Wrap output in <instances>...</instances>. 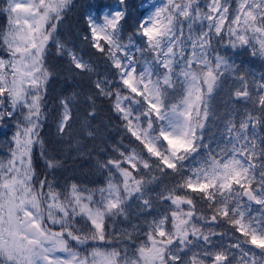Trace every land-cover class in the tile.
I'll use <instances>...</instances> for the list:
<instances>
[{
    "label": "snow or ice",
    "instance_id": "1",
    "mask_svg": "<svg viewBox=\"0 0 264 264\" xmlns=\"http://www.w3.org/2000/svg\"><path fill=\"white\" fill-rule=\"evenodd\" d=\"M21 4L40 13L41 28L47 34L38 47L32 46V51L37 55L46 53L49 45L59 43L66 30L63 18L70 7L69 0H58L55 6L51 0H0V20L4 21L0 45L6 51L13 43L9 33ZM150 6L152 11L129 33L135 0H97L95 5L88 4L81 37L92 55L106 61L108 69L118 77L116 83L124 90V103L117 102L114 108L128 125L129 136L144 153L163 165L159 177L145 172L143 178L160 183L165 176L181 175V182L174 187L163 185V194L156 201L150 197L139 201L147 215L142 225L133 226L143 236L132 249L133 255L140 264H146L144 250L159 247L163 252L159 264H264V245L253 243L257 238L264 241V73L259 79L251 73H233L232 79L238 84L229 89L230 101L248 104L254 99L257 111L246 112L239 120L232 115L223 120L221 135L228 139L222 145L218 143L214 151L204 143L205 129L216 125L209 124L210 113L203 101L204 94L215 89L218 77L196 59L214 40L223 44L225 39L232 47H251V55L256 56L258 49H264V0H207L203 7L200 0H153ZM50 20L55 23H47ZM137 38L142 44L136 43ZM14 54L8 51L9 62ZM177 54L185 69L191 64L194 78L200 79L203 74L194 99L186 100L193 91L188 88L185 92L182 81H177L182 86L180 91L175 83L169 87L168 73ZM3 60L0 57V62ZM69 61L77 73L87 71L82 57L73 53ZM133 81L139 82L134 85ZM69 103L65 100L64 105ZM133 105L142 106V110L137 113ZM13 115L9 113L7 118ZM137 117L142 133L132 126ZM70 119L71 116L64 117ZM170 136L191 141L188 149L183 154L173 153ZM153 139L155 144L151 143ZM160 145H165L167 151L162 153ZM150 148L156 149L155 154ZM201 148H207V152L198 158V166L183 168L188 151L195 153ZM5 150L11 163L15 149L8 146ZM125 158L126 178L138 172L139 167L127 159V154ZM5 176L0 180V189L8 196L7 200L0 199V258L6 264H98L100 255L114 257V247L102 251L98 243L108 242L99 222L105 218L103 211L93 213L89 204H83L79 215L90 227L82 232L71 223L73 213L55 203L57 191L49 189L47 198L53 203L47 212H42L30 188L21 196H11L9 184L14 177L7 171ZM157 203L162 207L157 209ZM253 205L259 211L250 215ZM105 207L119 212L124 205L109 200L101 205ZM180 225H184L183 236L179 234ZM218 225H226L231 231L223 244L227 233ZM125 235L131 236L126 231ZM89 236L94 239L89 241ZM127 251L125 247L126 259Z\"/></svg>",
    "mask_w": 264,
    "mask_h": 264
},
{
    "label": "trees",
    "instance_id": "2",
    "mask_svg": "<svg viewBox=\"0 0 264 264\" xmlns=\"http://www.w3.org/2000/svg\"><path fill=\"white\" fill-rule=\"evenodd\" d=\"M93 1L85 0L87 4H92ZM141 4V2L135 0V7L131 9L132 19L130 20L131 27L128 28L129 33L136 28L138 20L142 15ZM54 23L55 21L51 24ZM3 28L4 21L0 20V30H3ZM16 36V29L12 27L9 39L13 40ZM62 41L65 40L62 39ZM77 44L76 51L89 61L86 68L87 71L80 73L73 72L69 59L64 58L62 61L64 66L61 69L62 75L56 86L55 94L63 95L64 98L66 97L65 100L70 102L68 106L70 108L71 119L66 123L68 125L65 129L66 135L64 137L66 143L62 147L64 148L66 158H69V154H71L78 157V162L75 165L65 166L61 163L60 159L53 158L52 167L59 169L57 179L61 190L65 188V185L73 177L77 180L76 189H71L69 194L71 202L65 199L62 191H57L58 195L55 203L71 211L73 213L71 220L73 227L84 232L90 226L80 218V215H75V213L79 214L80 207L83 204L90 205L92 198L97 197L98 192L106 187L108 182L113 180V174L115 173V169H113L114 165L120 162V164L124 165L122 153L134 150L142 158H145L147 153L142 152V146L134 142L129 136L127 131L128 125L125 124L124 119L118 115V111L114 108V95L120 94V91L123 90L116 83L118 78L113 79L112 71L108 69L106 61H102L98 56L88 55L87 42L81 43L80 40H77ZM8 51L13 52V47L10 46L6 51L0 45V57H6ZM1 54L5 56H1ZM235 59L243 69L247 70L248 68L259 75L264 73V63L252 57L246 51H238ZM16 80V84L10 82L12 87L9 86L8 89L7 87L3 88L0 83V104H2L0 105V180L6 179V171L14 177V180L9 184L10 194L13 197L23 195L25 189H31L32 169L37 163V154L41 157L45 154L41 138L42 122L46 119L42 104L43 88L41 90L42 94L36 96V91H25L22 89L24 88L23 82L18 78ZM17 93L19 96H27L28 98L35 97L36 105L34 106L33 113H30V109L20 99H11ZM225 95L227 96L226 88L217 101L216 110L221 122L223 118L221 104ZM9 113H14L12 119L7 118ZM240 113L237 115H240ZM29 114L32 115L29 117ZM210 121L211 125L214 123L217 127L219 126L218 120L213 122L210 119ZM18 124L19 127H17ZM211 129L215 130V127L210 126L209 130L211 131ZM13 136H15V142H13ZM204 143L208 147L212 145L207 140H204ZM8 146H12L15 149V156L11 163L6 159L9 153L5 149ZM205 151L201 150L199 156H203ZM85 157H88V159H84ZM151 160V175L155 176L153 175L155 172L159 177L163 171V165L154 158H151ZM79 161H83V167ZM109 161H113L115 164H110ZM105 165L108 166L107 169H105ZM144 173L143 169L138 173L136 172L135 175L140 177ZM176 178L181 180V175L165 176L160 183H155V186L158 189H162L163 185H167L170 188L174 187L179 182ZM146 182H148V179ZM73 191H75L76 195H73ZM77 197L79 198V202H77ZM0 199H8L3 189H0ZM52 203V201L48 200V204L44 205L41 211L47 212L49 205ZM203 210L205 212L208 211L206 207H203ZM112 220L113 217L106 216L103 222V233H110L111 235H107V243L103 241L98 242L102 245V251L113 247L123 249L124 244H127V246L130 244L125 240L113 238L110 230ZM228 231L230 230L228 229ZM88 240L92 241L93 239L89 236ZM131 249L132 247L129 246V251ZM84 252L85 250L81 249V254H84ZM102 261L103 259L100 255L98 257V264H101Z\"/></svg>",
    "mask_w": 264,
    "mask_h": 264
},
{
    "label": "rangeland",
    "instance_id": "3",
    "mask_svg": "<svg viewBox=\"0 0 264 264\" xmlns=\"http://www.w3.org/2000/svg\"><path fill=\"white\" fill-rule=\"evenodd\" d=\"M34 3L40 2V0H33ZM44 3H48V0H43ZM58 2V0H51V4L55 6V4ZM106 2V0H105ZM138 2H141V10L142 15L138 20V23L145 19L146 16L152 11V7L150 6L153 3V0H138ZM160 0H155V3H159ZM207 2V0H200L201 7ZM97 3V0H94L92 2L93 5ZM17 17L14 19L13 22V28L16 29L17 36L13 38V43L11 46L13 47V52L15 53L12 56L11 62L7 60V56L3 57V62H0V83L2 84V87L5 88L10 85V82H13L16 84V78H18L21 82H23L25 91L34 90L36 91V96H39L41 93L42 88L44 89V82L46 79L45 73H46V61L50 57H46V53L50 49H56L58 48L60 54L63 56V58L69 59V57L74 53L78 58L82 57L83 61L85 63V68L88 67L89 61H87L82 54H80L78 51H76V47L67 44L65 41H62V38L59 39V43L56 45H49L47 48L46 53L35 55L33 53H29L27 55L23 54V51L25 49H30L33 45L39 46V41L43 38V35L47 34L43 31L41 28V21H40V13L36 10L34 7L26 6L24 4L18 5L17 7ZM53 21H48L47 23H52ZM135 27V26H133ZM197 30H199V25H197ZM126 38V35H125ZM64 42V44H63ZM213 42H216L214 40ZM137 44H142V41L137 38L136 40ZM224 43H227V40L225 39ZM222 46V44H221ZM179 51V49H178ZM1 56H5L2 55ZM177 60H181V57L177 55ZM182 62V60H181ZM127 67V65H125ZM44 67V68H43ZM247 72L251 74H255L257 79H259V75L256 72H253L252 70L247 68ZM137 81H133V84L135 85ZM238 84V81H234L232 77L227 78L224 81L223 91L226 88L227 89V96L225 95L222 99V110H223V118L222 122L219 119L217 122L219 124L218 128L215 127V130L211 129L210 127L206 128L204 131L205 140L211 142L210 148H212L214 151L217 149V144H224L227 142L228 137L226 135H221V132L223 131V120L227 119L229 115L235 116L238 120L240 118H243L245 115L246 109H252L254 107V99L252 102L248 104H244L243 102H236L232 103L229 98V89L236 86ZM65 85V84H63ZM12 87V86H11ZM64 87V86H61ZM26 92V93H27ZM11 99H20L22 103L25 104L30 109V113L34 112V106L36 105V99L35 97L28 98L27 96H19L17 93L14 95ZM66 99V97H65ZM114 105L115 103L119 102L121 104L124 103V96H123V90L120 91V94L114 95ZM2 105V104H0ZM133 107H136L137 113H139L142 110V106H136L133 105ZM118 111V110H117ZM242 112L243 114L237 115L239 112ZM37 112V111H35ZM32 114H29V117ZM70 116V108L68 105H64L62 117ZM211 119V118H210ZM67 120H62V123H66ZM209 120V124H210ZM159 123V122H157ZM141 120L139 117H137L133 122V127L136 128L140 133L143 132V129L140 127ZM211 125V124H210ZM215 132V133H214ZM216 137V138H215ZM181 141L185 147L177 148L176 153L177 154H183L185 152V148L188 146L187 140H181L175 136L169 137V144L172 143V141ZM151 143L155 144L156 140L153 139ZM198 146H200L198 144ZM159 150L163 153L166 152V149L164 146L160 145ZM201 150H206V148H201ZM125 154H127V159L131 162L135 163L139 167V171L143 170L141 165L138 163L139 160L143 159L140 157V155L132 151H125L122 153L124 165L117 163L114 165L113 169H115V173L113 174V180L108 182L107 186L104 187L101 191L98 192L97 197H93L90 201V206L92 209V212L95 213L97 211H103L104 216L113 217L112 224H111V232L113 237L119 240H125L128 242L129 246L132 247V249L136 246V243H138L140 240L143 239L142 234H138V229L134 231L133 226L134 225H142L144 223L146 213L142 212V206L140 205L139 201L141 199H137L136 196L138 194H132L131 190L135 188L136 186V173L134 175H130L128 177L123 176V172L128 170V163L126 162ZM205 155V154H204ZM201 157L198 156L195 159H192L190 157H187L183 163V168H189V167H195L198 166L196 163L198 161V158ZM243 160V158L241 157ZM171 161H169L170 163ZM244 165L246 166L247 162L243 161ZM137 172V173H138ZM156 177H158V174L154 172ZM177 181H179L177 184L181 182L179 178H176ZM164 189H158L155 186V183H150L149 180L146 182V187L144 191V198H151L153 201L157 200V197L159 194H163ZM114 201L119 204L124 205L123 208L120 209L119 215L112 216L109 215V213H115L112 210L105 208H101V205H104L107 201ZM131 200L132 202L129 203L128 201ZM93 202V203H92ZM92 203V204H91ZM157 209L162 207L159 203L155 205ZM259 211L255 207H253V212L250 213V215H255V213ZM104 219H101L99 222L103 225ZM199 223V222H198ZM219 227H223L227 235L224 237V240L221 241V244L224 243L230 236L231 232L227 231L226 225H218ZM184 225H180V235H184L183 233ZM205 228H207V225H205ZM189 231H191V226H189ZM125 231L127 233L131 234V240L125 239L124 237H127L128 235H125ZM121 232H123V235H121ZM140 236H137V235ZM136 235V236H134ZM127 244H124L126 246ZM264 245V244H262ZM163 256V252L159 247H153L151 249H145L144 250V258L146 261V264H159ZM103 261L101 264H114V259L111 256H108L107 254L101 255Z\"/></svg>",
    "mask_w": 264,
    "mask_h": 264
},
{
    "label": "clouds",
    "instance_id": "4",
    "mask_svg": "<svg viewBox=\"0 0 264 264\" xmlns=\"http://www.w3.org/2000/svg\"><path fill=\"white\" fill-rule=\"evenodd\" d=\"M70 7L66 10V14L63 18L64 20V34L61 37L65 40V42L69 45L78 47L77 40L81 41V37L85 32V24L87 22V17L84 13L87 10L88 4L85 0H69ZM89 49V48H88ZM238 51H246L251 55V47L242 48V47H232L227 43H223L221 46L220 40H216V42H212L206 48L202 50V54L196 57L197 63L200 65H206L209 71H213L217 73L218 82L216 83L215 89L210 93L206 92L204 94V104L205 107L209 110L210 118L212 121H216V117L219 116L217 112V101L221 97L223 92L224 81L232 77L233 73L244 74L248 73L246 69H243L240 64L236 62L235 56L238 54ZM88 55H92V50L89 49ZM179 55V54H177ZM261 63H264V49H258L257 55L253 56ZM46 57H50L46 61V79L44 82L43 89V100L42 104L45 110L46 119L42 122V138L41 142L44 145V156L41 157L37 154V163L33 166L32 169V185L31 191L36 195L39 200V207L42 210V207L48 204V194L49 189H53L55 191H62V194L65 195V199L70 201V191L72 186L77 185V180L73 177L65 188L61 190L58 185L57 172L59 169H54L52 167V159H60L61 163L65 166L75 165L78 162V157L69 154V158L65 157L64 148L62 145L66 143L64 139L66 132L65 129L68 127L66 123H62L64 119L62 117L63 107L65 104V98L63 95L55 94L56 86L61 78L62 72L61 69L64 66L62 61L64 60L63 56L60 54L58 48L50 49L46 53ZM182 60V58H181ZM177 60L173 67L170 69L168 76L170 78L169 87L172 86L173 83L176 84V90H181V84L177 83V81H182L184 90L191 88L193 91L192 97H185L186 100L194 99L197 94V90L199 89L201 82L203 80V74H201L200 79H196L193 77V69L191 64H189L188 68H184L183 61ZM66 63V62H64ZM183 70V71H182ZM73 72H76L72 69ZM113 79H117L118 77L115 75L114 70L112 71ZM139 81H137L138 83ZM98 87V86H97ZM181 106H184L183 104ZM210 120V119H209ZM66 125V126H65ZM63 129V130H62ZM191 141H188V145ZM200 142L197 141V146ZM165 147L167 151V147ZM171 150L173 153H176L177 148L185 147V145L181 141H172L170 144ZM188 149V146L185 148V151ZM143 152V149H141ZM149 151L152 154H155L156 149L150 148ZM177 154V153H176ZM199 152L191 153L188 151L187 157L195 159L198 156ZM84 159H88L85 157ZM80 165L83 167V161H79ZM141 167L144 169V172H149L151 174L152 168V160L151 157L147 156L138 161ZM158 167V165H157ZM108 166L105 165V169ZM140 180H136V186L131 190L132 194H138L136 196L137 199L144 198V191L146 187V178H143L141 175ZM129 203L132 201L129 200ZM75 215H79L75 213ZM109 215L116 216L119 215V212L109 213ZM107 235H111L110 233H106ZM123 235V232H121ZM114 238V237H113ZM125 239L131 240V236L124 237ZM89 239V237H87ZM91 239L94 237L91 236ZM254 244L262 245L264 241L259 238L253 241ZM125 247L128 248L127 251V259L125 258ZM114 254V264H140V262L133 255V251H129V246H124L123 249L116 248ZM0 264H6V261L0 258Z\"/></svg>",
    "mask_w": 264,
    "mask_h": 264
}]
</instances>
